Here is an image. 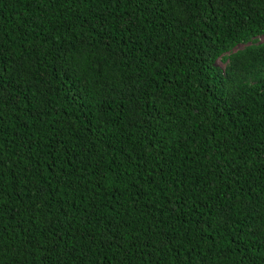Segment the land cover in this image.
<instances>
[{
  "label": "trees",
  "instance_id": "1",
  "mask_svg": "<svg viewBox=\"0 0 264 264\" xmlns=\"http://www.w3.org/2000/svg\"><path fill=\"white\" fill-rule=\"evenodd\" d=\"M263 36L264 0H0V264H264Z\"/></svg>",
  "mask_w": 264,
  "mask_h": 264
},
{
  "label": "rangeland",
  "instance_id": "2",
  "mask_svg": "<svg viewBox=\"0 0 264 264\" xmlns=\"http://www.w3.org/2000/svg\"><path fill=\"white\" fill-rule=\"evenodd\" d=\"M259 41L261 42V43H263L264 42V36L263 37H261L260 39H259ZM245 46H240L239 48H238V50H241V49H243ZM219 65L222 67V68H226V66H227V63H225V62H223V61H219Z\"/></svg>",
  "mask_w": 264,
  "mask_h": 264
}]
</instances>
